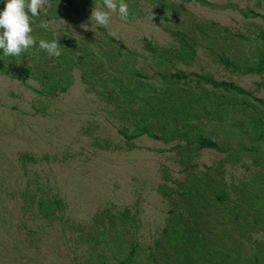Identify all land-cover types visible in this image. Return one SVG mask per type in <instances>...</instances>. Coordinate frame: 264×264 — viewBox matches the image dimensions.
<instances>
[{"label":"rangeland","instance_id":"374dc122","mask_svg":"<svg viewBox=\"0 0 264 264\" xmlns=\"http://www.w3.org/2000/svg\"><path fill=\"white\" fill-rule=\"evenodd\" d=\"M73 1L32 18L35 47L0 50V264H118L133 244L135 264L151 252L158 264H223L233 246V264H264V72L219 60L259 58L264 18L243 11L264 13V0H125L129 18L112 13L106 28L117 43L90 19L103 0ZM55 38L61 55L49 57L39 40ZM80 58L89 64L69 69ZM57 70L68 88L49 92ZM179 71L253 95L170 77ZM145 123L162 139L119 132ZM200 133L222 150L200 148Z\"/></svg>","mask_w":264,"mask_h":264},{"label":"trees","instance_id":"16d2710c","mask_svg":"<svg viewBox=\"0 0 264 264\" xmlns=\"http://www.w3.org/2000/svg\"><path fill=\"white\" fill-rule=\"evenodd\" d=\"M73 0H64V4L66 6H68V2L73 3L74 5H77L76 2H72ZM188 1H200V2H206L205 0H188ZM70 8V7H68ZM243 13L247 16H252V17H262L264 18V13H260L254 10H247V11H243ZM60 15L62 16V14L60 13ZM100 29L102 30V32L108 37V39L113 42V43H117L119 42L113 35H111L107 29L105 27H100ZM168 31L171 32L172 35L176 36L181 43L183 44V47L185 48V50L187 52H192V54L196 53V50L194 49L193 45L191 44L190 40H189V36L188 34L180 29H172V28H166ZM262 37L264 39V34H262ZM121 46L123 48H126V45L121 43ZM144 46L152 51L155 54H160V50L157 46L153 45L151 43V41H149L148 39L145 40V44ZM74 49L76 50V46H74ZM65 50H70V49H65ZM65 57L68 59V56L65 55ZM81 61L80 63H77V60L73 61L71 59H69V64H72L70 66L69 69H72L76 64H82V62H84L85 64H89V59L85 58L84 60H82V58H80ZM219 60L224 63L227 67L231 68L234 71H238L244 74H248V73H257V74H261L264 72V50L260 51L259 53V58L255 61V62H246L244 64H240L238 62H236L235 60H232L231 58H229L227 55L222 54L219 56ZM60 65H58L57 67H59ZM59 70H63L62 67L60 66ZM59 70H57V74H58V81H59V85L57 86L56 84V77L54 76V82H49L47 83L46 89L49 92H56L58 89H61L63 91L67 90V86L68 83L65 84L67 77L64 76L63 72H59ZM27 72H33V68L31 67H27L26 68ZM12 76L14 77H18L20 78V75L13 72ZM171 78H175V79H194L196 78V81L198 83H205V84H210L212 87L214 88H219V89H224L226 91H234L238 94H246V95H253L252 91L241 86L240 84L236 83L235 81H229V80H225V79H217L215 78L212 74H201V73H197V72H192V73H186L183 71H179V72H175V73H171L170 74ZM114 79H118L117 76L114 77ZM260 103H262L264 105V98H257L255 97ZM119 132L127 139H135L143 134H147L153 138L156 139H162L161 135H159L157 132L153 131L151 129V126L149 123H145L143 125H141L140 127H136V129L134 130V132L132 133H128L126 129L124 128H120ZM198 142H199V147L200 148H215L217 150H222V147L219 145L218 142L206 137L203 133H200L198 136ZM219 198H224L225 197V193L221 194L218 196ZM58 204H61L60 200H57ZM158 244V242H157ZM158 247V245H157ZM197 248V246H195ZM199 251H200V255L203 254V250H200V246H199ZM139 252V248H138V244H133L130 248V250L128 251L127 255L125 257H119L116 256V259L118 261V264H135L137 261V257L136 255ZM238 255L237 252H235V246L233 247H228L226 248V253L224 254L223 260L224 263L223 264H233L232 262L229 261V259H239L236 256ZM188 257L191 256V253L188 252L187 254ZM151 259L152 264H158L157 261V253L156 252H151L148 256ZM216 258H212L210 259L209 262H212L214 264H220V262L215 261ZM230 262V263H227ZM76 264H80L79 262H77ZM143 264V263H141ZM182 264V263H179ZM248 264V263H246ZM254 264H258L257 262H255Z\"/></svg>","mask_w":264,"mask_h":264},{"label":"clouds","instance_id":"9594fccd","mask_svg":"<svg viewBox=\"0 0 264 264\" xmlns=\"http://www.w3.org/2000/svg\"><path fill=\"white\" fill-rule=\"evenodd\" d=\"M48 7H51L49 0H5V7L0 11V50L4 56H21L36 46L37 40L32 34V18L39 17L42 11L46 14ZM112 13H118L121 20H127L130 15L129 5L125 0H103V8L95 7L90 19L107 28ZM59 39H40L39 49L49 57H59Z\"/></svg>","mask_w":264,"mask_h":264}]
</instances>
